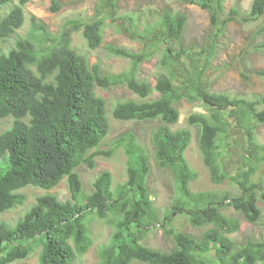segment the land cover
<instances>
[{
	"label": "trees",
	"instance_id": "obj_1",
	"mask_svg": "<svg viewBox=\"0 0 264 264\" xmlns=\"http://www.w3.org/2000/svg\"><path fill=\"white\" fill-rule=\"evenodd\" d=\"M32 0H18L0 21V42H5L21 29L25 17L23 8ZM198 5L209 12L217 33L240 16L232 10L223 22L218 21L224 0H179ZM13 0H0V8ZM116 0H100L94 20L84 27L83 36L90 50L103 42L106 26L104 9L113 12ZM53 11L60 6L53 1ZM264 17V0H253L244 23L258 22ZM184 13L165 10L153 25L139 30L135 18V40L144 47L140 51L107 45V50L129 60L130 68L120 74L104 75L99 64L91 65L88 57L72 47L71 31L59 38L48 37L45 27L33 18V32L19 40L16 47L4 53L0 45V214L24 203L17 192L32 186L45 191L55 189L67 179L70 200L61 201L53 194H44L14 227L0 222V264L27 260L41 248L39 264H74L92 247L91 217L110 223L114 231L109 242L99 252L98 264H210L214 252L219 264H257L264 262V240H247L236 245L228 235L240 230L235 219L223 214L224 203L241 213L252 224L264 226V214L258 206L264 200V184L255 177L264 166V144L258 142L256 128L264 125V92L247 98H231L225 94L207 93L200 79L189 74L184 58L195 59L180 46L179 51L165 49L160 59L162 71L154 87L140 78L142 65L157 54L148 46L180 43L186 29ZM38 32L43 33L38 34ZM264 35L262 26L254 38ZM252 51L264 55V42L252 45ZM245 50L243 54H250ZM185 74V84L178 83ZM197 75V72H195ZM264 80V69L253 75ZM250 79L249 75H242ZM192 85L193 90H187ZM125 86L140 101L118 103L112 116L118 121H156L162 125L153 134L158 166L169 169L175 179L179 196L166 218L176 212H186L195 227L212 225L197 239L182 232L173 234L175 249L163 253L143 245L148 232L158 222V210L148 186L151 173L150 157L136 135L127 132L114 141L127 156V180L113 187L110 172H103L93 184V192L84 194V186L76 169L86 164L94 169L98 156H111L113 150L98 147L109 136L111 124L107 117V102L96 89L109 90ZM154 93L158 98L149 100ZM183 98L201 103L206 114H192L188 125L199 128V146L212 181L217 185L235 182L246 195V201L231 198L227 193H194L190 184L198 175L192 170L186 151L192 141L190 129L173 131L180 121L176 103ZM12 118V127L2 131L1 121ZM28 119V121H26ZM244 132L247 148L243 170L236 177L226 173L222 163L219 139L230 127ZM95 150L86 157L90 151Z\"/></svg>",
	"mask_w": 264,
	"mask_h": 264
},
{
	"label": "rangeland",
	"instance_id": "obj_2",
	"mask_svg": "<svg viewBox=\"0 0 264 264\" xmlns=\"http://www.w3.org/2000/svg\"><path fill=\"white\" fill-rule=\"evenodd\" d=\"M53 1L59 4L60 10H52ZM252 2L253 0H224L222 12L217 13L219 23L228 18L232 10H237L240 16L228 24L222 33H217L209 12L198 5L186 4L179 0H116L115 8L111 14L109 13L111 8H106L103 11L107 20L101 46L96 50H90L83 36L84 27L74 29L73 26L92 22L100 0H32L23 8L25 21L21 29L17 30L5 42H0V45L4 53H9L16 47L19 40L28 39L33 32V18H35L36 22L45 27L44 34L48 37L59 38L62 33L71 31L72 47L86 55L91 65L99 64L102 74L115 75L127 71L130 68V62L111 54L106 48L107 45L126 48L134 52L140 51L144 47L141 42L135 40V18L138 20L139 30L143 31L146 26L153 25L165 10L184 13L187 16V24L180 43L172 42L170 45L162 43L159 46H148L149 50L158 49V52L142 65L140 78L154 87L162 72L159 63L164 55V50L171 49L177 52L181 46L193 54L194 64L197 66L194 70H192L191 61L184 58V62L189 68V74L192 73L195 79H200V85L204 91L225 94L231 98L250 99L264 92V80L252 76L255 70L264 69V55L252 51V45L264 42V35L254 38V33L262 26L264 17L253 23H244L241 20L242 16L249 13ZM16 5H18V0H13L10 6L1 7L0 21ZM38 34L42 35L43 33L38 32ZM246 49L251 50V53L243 54ZM177 72L180 73L179 70ZM243 74L249 75L250 79L243 78ZM185 80V74L180 73L178 83L184 85ZM187 90L192 91V85L188 86ZM96 92L107 102V117L111 124L110 134L98 147V150L110 151L112 149L113 153L111 156L96 157L94 169L88 168L86 164H82L76 169L83 182L84 194L89 195L93 192L94 182L105 171L111 173L114 188L127 180V156L123 148L114 147V141L121 135L132 132L150 157L151 173L148 186L159 216L158 222L143 240V245L163 253H169L175 249L173 234H170L169 231L189 234L197 239L202 238L207 230L213 229L212 225L195 227L191 224L190 216L186 212H176L171 219L166 218L167 213L176 203L179 193L172 172L158 166L156 161L153 134L162 125L161 121H117L112 117L115 106L121 102L140 101V98L125 86L109 90L97 88ZM158 96L159 94L154 93L149 100L156 99ZM199 103L189 98L178 101L176 107L180 111V121L171 126L173 131L190 129L192 133V141L186 151V159L198 177L191 182L190 189L195 194L203 192L227 193L231 198L246 201V195L242 193L237 183L227 182L217 185L211 179L210 171L204 163L199 146V129L188 125L190 115L200 112L207 113V109H203ZM13 122L12 118L2 120V131L9 130ZM255 132L258 142L264 144V125L257 126ZM219 145L226 173L236 177L243 170V159L247 148L244 132L233 126L230 127L220 137ZM94 151H90L86 157ZM255 181L264 184V166L257 173ZM17 193L25 198L24 203L0 214V222H4L10 227H14L36 204L37 199L44 194H53L61 201H68L71 198L67 179H64L51 191L29 186ZM258 206L264 214V200L259 199ZM222 212L240 224L238 232L228 235L236 245L242 246L247 240H264V226L249 223L241 213L233 207L227 206L226 203H224ZM90 230L93 245L74 264H98L100 261L99 252L109 242L114 228L107 221L93 216L91 217ZM40 252L41 248H38L27 260L14 264H39ZM209 258L210 264H219L214 252H211ZM257 264H264V262L259 261Z\"/></svg>",
	"mask_w": 264,
	"mask_h": 264
},
{
	"label": "clouds",
	"instance_id": "obj_3",
	"mask_svg": "<svg viewBox=\"0 0 264 264\" xmlns=\"http://www.w3.org/2000/svg\"><path fill=\"white\" fill-rule=\"evenodd\" d=\"M262 94V93H261ZM200 105H201V103H199ZM202 107V106H201ZM203 108V107H202ZM203 109H205V108H203ZM180 112V111H179ZM201 114H206V113H204V112H200ZM194 114H198V113H194ZM191 116V115H190ZM113 117V116H112ZM189 119V118H188ZM118 121V120H117ZM198 128V127H197ZM199 129V128H198ZM191 131V130H190Z\"/></svg>",
	"mask_w": 264,
	"mask_h": 264
}]
</instances>
